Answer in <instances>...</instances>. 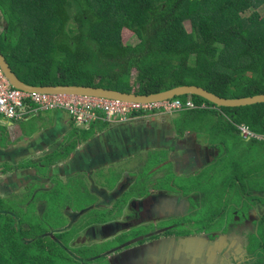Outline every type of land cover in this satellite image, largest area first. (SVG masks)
I'll return each instance as SVG.
<instances>
[{"label": "flooded vegetation", "instance_id": "1", "mask_svg": "<svg viewBox=\"0 0 264 264\" xmlns=\"http://www.w3.org/2000/svg\"><path fill=\"white\" fill-rule=\"evenodd\" d=\"M47 113L24 121L0 118L19 126ZM210 114L218 115L209 113L201 117V126L185 129L177 124L181 111L105 120L116 139L110 159L92 161L84 170L73 164L81 143L69 160L64 148L75 146L78 130H87L93 123L78 126L70 116L75 123L72 133L66 135V142L51 147L44 140L54 141L53 134L23 133L17 141L8 124L0 126V215L30 232L33 239H26L25 244L37 240L54 244L69 252L72 264L263 262L264 188H254L252 166L248 172L243 170L252 158L234 157L226 139L247 145L258 142L264 148V138L246 139L237 130L225 133L218 119L206 123ZM134 129H141L145 136L149 133L148 138L156 143L140 147ZM56 154L61 161H48ZM242 170L241 184L248 185V191L241 188L244 202L239 210L234 202L232 210L228 200L222 204L218 185L215 192L205 189L207 179L214 182L223 173L232 176ZM255 182L259 184L256 178ZM60 185L72 188L73 203L53 210L59 219L51 225L47 214L54 200L43 195H57ZM85 247L98 253L97 257L85 259L82 252L78 254Z\"/></svg>", "mask_w": 264, "mask_h": 264}, {"label": "trees", "instance_id": "2", "mask_svg": "<svg viewBox=\"0 0 264 264\" xmlns=\"http://www.w3.org/2000/svg\"><path fill=\"white\" fill-rule=\"evenodd\" d=\"M261 9L264 0H0V50L30 87L82 85L152 95L197 85L225 98L251 97L264 94ZM128 34L139 43L129 44ZM176 99L196 104L181 111L180 128L216 113L225 133L246 125L264 135V103L229 108L199 96ZM109 127L98 121L79 129V141L64 148L65 157ZM21 128L41 131L35 121ZM61 160L56 154L48 161ZM29 233L0 215V248L7 245L17 264H72L69 252L54 244H25L33 239ZM9 253L0 254L1 264H8Z\"/></svg>", "mask_w": 264, "mask_h": 264}, {"label": "built area", "instance_id": "3", "mask_svg": "<svg viewBox=\"0 0 264 264\" xmlns=\"http://www.w3.org/2000/svg\"><path fill=\"white\" fill-rule=\"evenodd\" d=\"M195 107L193 100L143 103L85 95L28 93L15 89L0 66V115L9 121H24L39 113L63 111L69 113L77 125L87 126L98 121H127L139 114H171ZM239 131L246 139L263 138L246 125L239 126Z\"/></svg>", "mask_w": 264, "mask_h": 264}, {"label": "water", "instance_id": "4", "mask_svg": "<svg viewBox=\"0 0 264 264\" xmlns=\"http://www.w3.org/2000/svg\"><path fill=\"white\" fill-rule=\"evenodd\" d=\"M0 66L11 83V85L18 90H22L28 93H43V94H64V95H85V96H94V97H103L110 99H117L122 101L129 102H143V103H152V102H163L167 100L176 99L177 97H182L186 95L190 96H199L211 103L216 104L219 107H245L251 106L255 104L264 103V94H259L251 97L244 98H225L221 97L204 87L197 85H185L179 86L164 92H160L158 94L152 95H137L130 94L126 92H122L119 90L104 88V87H95V86H82V85H61V86H49V87H30L26 85L13 71L10 64L8 63L6 57L3 55L0 50ZM11 125H16L12 123ZM104 130L97 136H95L92 140H89L85 143L81 142L82 147L76 152V156L74 157L75 163L74 166L77 169L78 167H83L84 169H89V165L92 161L101 162L108 161L110 159L109 154H111V150L114 149L116 144L115 134L112 129ZM135 136L140 141V147L149 146L156 142H153L149 137V133L144 134L141 129H134ZM121 155L124 156L123 151H121ZM128 155V152H125V156Z\"/></svg>", "mask_w": 264, "mask_h": 264}, {"label": "rangeland", "instance_id": "5", "mask_svg": "<svg viewBox=\"0 0 264 264\" xmlns=\"http://www.w3.org/2000/svg\"><path fill=\"white\" fill-rule=\"evenodd\" d=\"M260 11H261V13H264V9H261ZM4 26H5V24L4 25L2 24V26L0 27V33H2ZM186 26H187V29L189 31H192L191 22H187ZM127 40H128L129 44L136 45L139 43V39L137 37L130 36L129 34L127 35ZM181 115L184 116V114H181ZM206 117L207 118L205 119V121L208 125H210V123L215 121L216 119H218L220 122H223V123L225 121L223 117H217L214 114H210ZM198 118L199 119H194L192 121L193 123L190 124L188 126V128H192V127L198 128L199 126H201V117H198ZM28 132H29V134L31 133L30 129L28 130ZM226 141L228 144L232 145V155L234 157L244 159L247 156H249L252 158V160L245 162L247 164L249 162H252L251 165L249 167H247V169H243V170L245 172H248L249 171L248 168H250L252 166L251 169L253 170V173H254V175H253V177H254V180H253L254 188H260V189L264 188V161H263V159H261L264 156L263 145L261 146L260 145L261 143L259 144L258 142L255 143L254 145H247L243 141L232 140V137H231V140L226 139ZM243 170L240 173H238L239 175L234 174L231 176V175H227L228 172L223 173L219 176V179L214 180V182H212L211 179H207L205 182L206 183L205 189L207 190V192H215V191H217V185H218L219 189H221L218 191V195H219V198H221L222 204L226 200H228L227 203H228L230 209L232 210V202H234L236 204V209L239 210L242 207V204L244 202L242 199V196H241V192H242L241 188H245L248 191V185L241 184L243 181H241L240 177L245 176V173L243 172ZM226 175H227V177L223 178ZM235 176H238L237 180L234 179ZM255 178L259 181V184H257L255 182ZM59 188L60 189L58 190L57 195H56V192H52V193L43 195V197L46 199H50V200L53 199L54 200V207H53V209L49 210L48 214H47L49 216L47 218V222L51 225H53L54 223H57L58 219H59V216L57 214H52L51 212L53 210H56V212H58L57 209L59 208V206H71L73 203L72 188L70 187V188L66 189V188L62 187V185H60ZM76 196L77 195H75L74 197L76 198ZM222 208L224 209L223 206H222ZM252 240H255V239L250 238V242ZM0 241H1V239H0ZM9 250H10L9 247H7V245H4L3 249L0 248V254L3 252L9 253L10 252ZM80 250L84 251V253H81V256L85 259L97 257V255H98V253L91 251L86 247L82 248ZM76 253H78V252H76ZM78 254H80V253H78ZM8 255H10L12 257L13 262H10ZM8 255L5 258L8 261V264H17L15 259H14V255L11 252ZM3 262H5L4 259H1L0 264ZM56 264H64V263L57 261Z\"/></svg>", "mask_w": 264, "mask_h": 264}, {"label": "crops", "instance_id": "6", "mask_svg": "<svg viewBox=\"0 0 264 264\" xmlns=\"http://www.w3.org/2000/svg\"><path fill=\"white\" fill-rule=\"evenodd\" d=\"M34 121L37 124L38 128L41 129V131L39 132L40 136L53 134L57 137L54 141H51V142H49V140H44V144L46 146H49V147L55 145L59 141H61L59 143L66 142L65 141L66 135H69V133L71 131H73L72 128H73V125H75V123L72 121L70 116L63 111H56L53 113L43 114L40 118H38ZM7 124H8V127L13 129L14 132L17 131V133H18L17 141L19 139H21V136H23V133H24V131L21 128V125H19V126L18 125H11V124H9V122H6L2 118H0V126L1 127H5V126H7ZM232 139L234 140V138H232ZM17 141H15L13 144H15ZM22 143H24V142H22ZM22 146H24V145H22ZM12 153H13L14 157L17 158L16 151L12 150ZM20 159H22V158H19L18 160H20ZM177 264H183V263H177ZM190 264H197V263H190ZM199 264H207V261L200 262ZM239 264H250V263H239Z\"/></svg>", "mask_w": 264, "mask_h": 264}, {"label": "clouds", "instance_id": "7", "mask_svg": "<svg viewBox=\"0 0 264 264\" xmlns=\"http://www.w3.org/2000/svg\"><path fill=\"white\" fill-rule=\"evenodd\" d=\"M204 105H206V104H203V107H204ZM189 110V109H188ZM176 113V112H175ZM99 122H104V121H99ZM77 124V123H76ZM79 126V125H78ZM241 126V125H240ZM238 131H239V127H238ZM240 132V131H239ZM255 133V132H254ZM257 134V133H256ZM257 135H259V134H257ZM259 136H262L263 138H264V135H259Z\"/></svg>", "mask_w": 264, "mask_h": 264}]
</instances>
